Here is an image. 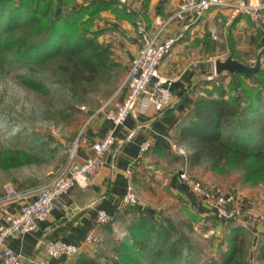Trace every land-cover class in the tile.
I'll return each instance as SVG.
<instances>
[{
  "label": "trees",
  "instance_id": "1",
  "mask_svg": "<svg viewBox=\"0 0 264 264\" xmlns=\"http://www.w3.org/2000/svg\"><path fill=\"white\" fill-rule=\"evenodd\" d=\"M115 4L102 0H0V75L8 66H16L26 86L50 93L48 84H55L66 95L83 100L88 88L112 80L119 63L98 39L103 30L95 27L101 11ZM234 75L235 80L224 84L220 73L205 88L178 126L176 139L187 146L188 166L207 165L215 173L236 172L244 182L264 190V68L250 75ZM30 157L22 149L2 147L0 167H15ZM130 212L133 218L124 223L126 233L113 237L111 255L96 247L94 252L81 250L71 257L72 264H179L180 259L191 264L196 247L170 218L156 220L159 217L151 212L134 213L125 207L112 215L106 230L111 233L112 224ZM234 227V231L242 228L239 223ZM246 232L233 233L229 228L224 260L214 264H253V259H264V243L253 248L257 241L253 234L250 239L244 235Z\"/></svg>",
  "mask_w": 264,
  "mask_h": 264
},
{
  "label": "crops",
  "instance_id": "2",
  "mask_svg": "<svg viewBox=\"0 0 264 264\" xmlns=\"http://www.w3.org/2000/svg\"><path fill=\"white\" fill-rule=\"evenodd\" d=\"M102 1L116 4L102 10L101 17L96 20L95 27L103 30L98 39L111 49L124 68L137 55L140 25L148 34L154 35L161 23L168 21L159 34V40L171 34H180L172 46L171 54L159 65V72L170 79L171 102L161 111L152 106L145 110L136 108L121 124L115 126V142L104 153L103 163L88 186L84 189L70 187L62 196V205L52 209L34 229L9 238L8 245L24 255L21 264H37L40 259H47L51 264H72L73 258L65 255L50 257L47 254L44 242L52 237L74 242L82 251L94 252V246L86 247L84 240L88 234H93L97 240L106 231V225L96 222L100 209L111 216L125 207L134 213L151 212L157 216L156 212L151 211L148 202L124 205L123 199L128 186H132L137 194H149L150 198L157 197L161 201L165 200L162 194L166 190L172 199L175 197L176 202L191 208L202 220L216 219L213 205L193 192L180 179L179 173L171 170V155L188 152L187 146L176 139L178 126L197 98L205 93V88L210 87L216 79L218 74L214 68L215 59L231 54L242 62L252 64L257 52L264 46V32L260 31L257 37L258 31L253 30L246 14L231 16L230 11L225 8H212L197 20H193L190 14H185L181 20H175L171 17L179 0ZM210 27L215 28L217 38L210 36ZM262 53L264 55V50ZM262 67L264 68V57L260 68ZM220 73L224 76V84L236 78L234 73L230 74L225 70ZM205 82L206 86L203 84ZM125 89L124 87L117 93L102 113L92 115L74 151L76 160L87 156L90 145L112 126L108 113L122 99ZM144 141H149L150 147L140 155V145ZM177 157L182 160L181 156ZM181 162L180 172L188 167L186 155ZM126 170L131 175L128 176ZM256 192L258 196H245V200L249 202L263 197L262 190L258 189ZM19 203L17 200L3 203L0 206V217L5 211L17 210ZM219 222L223 225L217 226V234L229 231V228L234 230V226L238 224L225 220ZM259 229L260 227L257 228ZM252 232L254 241L256 234ZM259 233H264V226ZM253 248H256L255 243Z\"/></svg>",
  "mask_w": 264,
  "mask_h": 264
},
{
  "label": "rangeland",
  "instance_id": "3",
  "mask_svg": "<svg viewBox=\"0 0 264 264\" xmlns=\"http://www.w3.org/2000/svg\"><path fill=\"white\" fill-rule=\"evenodd\" d=\"M112 55L119 62L113 69L112 80L101 81L96 87L88 88L87 93L82 95L84 99L81 101L69 94L66 95L55 84H48L51 88L50 93H43L26 86L20 79L22 71L16 66H8L5 73L0 75V148L22 149L31 156L30 161L18 166L6 169L0 167V193H3L8 185L15 188L41 185L52 172L61 168L70 156H74L81 134L93 117L91 115L102 113L100 108L106 102L115 99L117 93L124 88L123 81L128 67L124 68L118 58L113 53ZM112 81L114 83H111ZM181 153L171 155L173 156L170 164L172 172H185L203 185L231 195L233 199L229 204L241 211V220L248 223V226H241L242 228L233 230V233L240 234L242 231H247L241 235H247L250 239L254 231L257 241L255 246L259 247L263 244L264 233L262 235L259 230L264 226V221L252 223L249 213H264V195L249 202L244 198L256 194L258 196L256 192L258 189L264 194L261 186L244 182L241 175L236 172L215 173L207 165L188 166L186 170L180 172L183 159L177 156L185 157L187 152ZM135 194L139 204L150 203L151 211L156 212L159 217L156 220L172 219L181 232L192 239L196 254L193 255L191 264H214L224 260L222 253L227 248L230 238L226 230L220 234L216 233V228L221 224L219 221L222 219L215 213L216 219L202 220L191 208L176 202L175 197L172 199L166 190L163 191L162 198L167 201H161L157 197L150 198L149 194L147 196L142 192ZM132 218L131 212L126 213L123 220L112 224L111 233L107 229L91 246L96 247L102 254L111 255V244L115 241L113 237H122L126 233L124 223ZM255 254L256 252L253 256ZM178 263L187 264L184 259H180ZM252 263L263 264L264 259L258 261L253 259Z\"/></svg>",
  "mask_w": 264,
  "mask_h": 264
},
{
  "label": "built area",
  "instance_id": "4",
  "mask_svg": "<svg viewBox=\"0 0 264 264\" xmlns=\"http://www.w3.org/2000/svg\"><path fill=\"white\" fill-rule=\"evenodd\" d=\"M212 8L228 9L231 16L238 13L246 14L253 30L264 32V1L260 0L257 2L252 0H179L171 18L181 20L185 14H190L193 20H197ZM167 23L168 21L161 23L154 35L148 34L143 26H139L137 55L130 62L123 81L125 93L108 113L112 126L99 140L90 145L89 154L79 161L74 156H70L61 168L52 172L41 185L20 188L8 185L0 194V206L5 202L15 200L20 202L17 210L5 211L0 217V264H21L24 255L8 245L9 238L34 229L52 209L62 205V196L70 187L78 186L84 189L88 186L103 163L104 153L115 142L116 125L121 124L136 108L145 110L152 106L161 111L170 105V79L159 72V65L171 54L172 46L180 34H171L159 40V34ZM209 34L212 38H217L215 28L210 27ZM109 102L100 109L104 110ZM149 147L150 142L144 141L140 145V155L144 154ZM126 174L129 176L131 172L126 170ZM179 177L193 192L213 205L217 217L222 220L238 221L243 227L248 226L246 221L241 220V211L229 204L233 199L231 195L209 188L185 172L179 173ZM123 201L126 206L137 202L132 186H128ZM251 213L249 214L252 223L264 221V213ZM111 218L110 214L100 209L96 222L99 225H105L111 221ZM94 241L93 234H88L84 240L86 247L91 246ZM44 246L50 257L65 255L71 258L81 251V247L76 243L61 238L46 239ZM37 264L51 263L47 259H40Z\"/></svg>",
  "mask_w": 264,
  "mask_h": 264
},
{
  "label": "water",
  "instance_id": "5",
  "mask_svg": "<svg viewBox=\"0 0 264 264\" xmlns=\"http://www.w3.org/2000/svg\"><path fill=\"white\" fill-rule=\"evenodd\" d=\"M264 46L259 49L256 55V60L252 63H245L236 58H234L231 54H228L226 57L216 58L214 61V68L216 74H219L221 71L225 70L230 74L241 72L246 75H250L251 73L257 71L261 67Z\"/></svg>",
  "mask_w": 264,
  "mask_h": 264
}]
</instances>
